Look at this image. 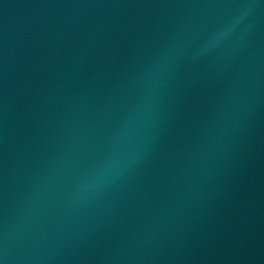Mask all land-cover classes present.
I'll return each instance as SVG.
<instances>
[{
	"label": "water",
	"instance_id": "obj_1",
	"mask_svg": "<svg viewBox=\"0 0 264 264\" xmlns=\"http://www.w3.org/2000/svg\"><path fill=\"white\" fill-rule=\"evenodd\" d=\"M0 264H264V0H0Z\"/></svg>",
	"mask_w": 264,
	"mask_h": 264
}]
</instances>
